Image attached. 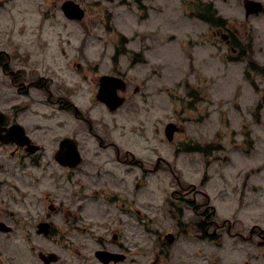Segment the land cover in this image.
Listing matches in <instances>:
<instances>
[{
  "label": "rangeland",
  "instance_id": "374dc122",
  "mask_svg": "<svg viewBox=\"0 0 264 264\" xmlns=\"http://www.w3.org/2000/svg\"><path fill=\"white\" fill-rule=\"evenodd\" d=\"M3 1L0 50L12 44L22 48L21 42L32 73L42 68L46 74L61 73L63 80H52L57 95L47 100L48 90L19 93L6 87L0 73V110L22 114L25 122L37 116L60 138L78 133L88 166L115 162L106 168L122 172L126 197L138 194L139 224L132 220V236L140 250L176 230L180 237L172 253L188 252L198 257L196 263L217 260L212 246L191 242L185 228L193 214L178 196L208 194L219 219H230L234 229H264V70L254 68L264 64V13L246 18L244 0H202L213 2L227 27L238 29L246 41L252 57L238 58L215 37L213 25L194 16L198 0H73L85 11L80 20L64 15L66 0ZM104 74L128 80L126 102L117 111L96 98ZM70 91L76 92L72 100L91 129L64 108ZM34 105L39 108L32 112ZM258 105L263 106L260 120ZM170 122L180 127L172 142L164 130ZM197 144L212 147L203 153L187 149ZM52 148L44 152L49 159ZM147 226L154 233L148 234ZM99 230L95 236L102 234Z\"/></svg>",
  "mask_w": 264,
  "mask_h": 264
},
{
  "label": "flooded vegetation",
  "instance_id": "af4514ba",
  "mask_svg": "<svg viewBox=\"0 0 264 264\" xmlns=\"http://www.w3.org/2000/svg\"><path fill=\"white\" fill-rule=\"evenodd\" d=\"M4 3L0 1V6ZM208 3L216 8L213 2ZM202 5L201 0L196 2L197 7ZM262 13L264 11L260 14ZM199 19L210 26L209 22ZM211 27L216 29L215 37L221 38L226 49L232 50L233 55H239L238 58L244 54L252 57L249 56L250 49H244L246 41L238 29L228 28L226 22ZM20 44L22 48H15L12 44L10 50H0V73L5 79L6 87L15 88L23 94H28L32 88L46 89L47 100H51L53 95H57L52 80H63L60 71V75H50L36 67L35 73H32L27 65V49L23 43ZM249 46L251 47L250 44ZM30 51L32 54L35 52ZM37 52L43 53L42 50ZM115 56L117 60L121 55L117 53ZM77 67L81 71L84 69L81 64H77ZM254 68L264 70V64L258 62ZM126 81L125 92L128 90V80ZM56 86L57 84L55 89ZM75 94V91H70L69 100L63 97L66 104L64 108L74 110L76 118L87 122L91 129L89 119L82 116L72 100ZM46 102L53 105L58 104L59 100ZM33 108L30 109L32 112L39 106L34 105ZM5 113L9 116V123L5 125L3 134L15 132L11 128L19 123L24 127L26 143L21 145L16 141L5 142L0 137V264L207 262V257L203 262L196 263L200 261L198 257L188 256V252L178 250V255H175L177 251L171 252L170 248L174 243L169 244L165 236L173 233L180 237V232L176 230L163 232L157 240L151 239L146 242L145 249L140 250L139 242L134 241L132 236V228L135 226L132 220L139 224L138 216L134 213H140L137 209L138 194L131 193L130 198L126 197L129 193H124L128 188H123V183L126 182L122 172L106 168L107 164L115 162H103L101 167L88 166L89 163L85 161L77 166L63 165L56 158L61 142L67 137L77 138L78 133L75 137L64 135L60 138L52 127H45L40 123L37 116L30 117L25 122L22 114L14 116L11 110ZM56 143L57 146H54ZM49 146H53V159L44 154ZM134 162L138 164L137 161L132 163ZM130 172L125 170V174ZM177 199L179 202L185 201L187 212L193 214L192 221L185 228L191 235V242L206 243L215 249L217 260L208 264H221L226 259L227 264H264L263 228L254 226L248 229L242 225L234 229L230 219H219L218 211L211 204L208 194H201V198L195 194L192 198L178 196ZM185 215L186 213L183 216ZM146 228L148 234L154 233L148 226ZM98 230L102 234L95 236L94 232ZM86 234L91 235L89 237ZM99 251L109 254L101 257ZM191 253L194 252L191 250ZM199 253L197 250L196 254ZM234 254L238 255L232 260L227 257ZM241 256L243 259L240 261Z\"/></svg>",
  "mask_w": 264,
  "mask_h": 264
},
{
  "label": "water",
  "instance_id": "95a60500",
  "mask_svg": "<svg viewBox=\"0 0 264 264\" xmlns=\"http://www.w3.org/2000/svg\"><path fill=\"white\" fill-rule=\"evenodd\" d=\"M245 7L247 10V15L256 14L263 10V3L256 0H246ZM62 8L65 14L71 19H82L85 15L84 9L80 4L73 0H67L63 3ZM126 83L122 78L104 75L101 78V84L99 93L97 95L98 99L103 101L110 110H116L121 107L125 98L118 95L119 89H125ZM9 123V116L0 110V130L1 139L5 142L16 141L17 143L24 145L25 131L24 127L20 124H14L12 130L15 132L4 135L3 130H5V125ZM179 130V127L174 123H169L166 127V135L169 140H173L175 132ZM18 131V132H17ZM57 160L65 165L77 166L82 161V155L79 150L78 141L75 138L67 137L61 142V147L56 154ZM174 235L172 233L166 235V239L169 243L174 241ZM109 253L104 251H99V255L104 257Z\"/></svg>",
  "mask_w": 264,
  "mask_h": 264
},
{
  "label": "trees",
  "instance_id": "16d2710c",
  "mask_svg": "<svg viewBox=\"0 0 264 264\" xmlns=\"http://www.w3.org/2000/svg\"><path fill=\"white\" fill-rule=\"evenodd\" d=\"M196 14L199 15L201 18L205 19V21L214 23V24H223L224 20L221 17L216 16V11L213 9L211 5L203 4L201 8L196 9ZM210 148V146H207ZM198 151H206L208 149H204L203 147L199 146L196 148Z\"/></svg>",
  "mask_w": 264,
  "mask_h": 264
}]
</instances>
